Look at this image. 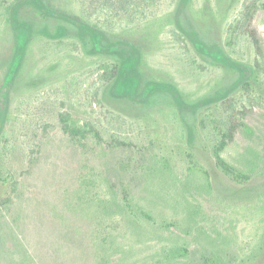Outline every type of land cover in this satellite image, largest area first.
Segmentation results:
<instances>
[{
  "label": "rangeland",
  "instance_id": "obj_1",
  "mask_svg": "<svg viewBox=\"0 0 264 264\" xmlns=\"http://www.w3.org/2000/svg\"><path fill=\"white\" fill-rule=\"evenodd\" d=\"M17 2L0 0V264H200L225 239L231 264H264V172L237 182L214 156L228 102L264 115V61L256 65L237 23L259 7L264 38V0H44L106 32L103 46L31 5L14 16ZM121 46L139 51L138 68L106 81ZM160 86L179 101L151 92ZM68 112L94 124L106 146L167 159L172 178L142 182L121 210L113 163L62 132ZM253 144L239 137L225 156L242 165ZM192 163L210 171L211 194L181 185ZM186 197L206 234L191 227Z\"/></svg>",
  "mask_w": 264,
  "mask_h": 264
},
{
  "label": "trees",
  "instance_id": "obj_2",
  "mask_svg": "<svg viewBox=\"0 0 264 264\" xmlns=\"http://www.w3.org/2000/svg\"><path fill=\"white\" fill-rule=\"evenodd\" d=\"M15 3L17 5L12 6L11 12L14 16L17 15L18 8L22 4L31 5L41 11L45 16H55L65 18L71 23L75 24L83 35L90 36L94 41V46L97 44L103 46V42L106 38V32L95 30L94 26L88 24L84 20H80L76 17L72 18L66 14L52 12L47 8L44 0H18ZM106 4L109 0H103ZM19 5V6H18ZM257 6L251 7L244 19L240 22L238 18L239 29L242 34H246L252 41L255 51L257 54V64L260 60L264 61V38L258 30L255 24L256 13L258 12ZM243 15V13H242ZM241 17V18H242ZM235 28V25H233ZM19 29V28H18ZM23 34V33H22ZM17 41L18 51L19 47L26 48L28 44L26 36L21 35ZM207 51H214L209 50ZM127 52V53H126ZM218 53V51H216ZM120 55L122 56L121 63L114 65L111 71V76L106 77V81H112L114 78L120 79L125 76L123 69L125 65H130L131 68L137 70L140 63V53L137 49H129L126 46H121ZM127 55H126V54ZM124 55V56H123ZM21 62V58L18 57L17 61ZM18 63V64H19ZM17 64V65H18ZM17 67L14 71H17ZM246 70L243 68V73ZM157 90H166L173 94L175 99L179 101V95L175 88L171 86H160L158 88H151V92L154 93ZM150 92V91H149ZM231 106L229 111L227 105L225 109L227 116L224 118V126L218 128L214 144V156L217 166L230 178L237 182H248L259 172H264V115L258 113L253 108H239L234 101L228 102ZM233 110V111H232ZM61 130L66 134L77 146L87 147L91 146L97 148V155L101 158L106 157L104 162L109 164L111 161L114 165V170L120 176L122 180V187H117L113 182L111 183V189L113 196L111 198L112 203L117 205L121 210L128 211L132 203L131 194L136 190L142 182H149L150 178H158L160 180H167L172 178L173 169L167 159L158 157L157 155L145 156L140 150H135L129 144L126 143H114L113 145L106 146L103 143V137L98 128L90 123L83 121L72 113H64L60 116ZM239 137L251 141L253 147H250V153L246 157V162L242 165L231 162L226 156L225 152L237 143ZM130 148H124V147ZM131 167L130 170L128 169ZM108 178V177H107ZM174 181V179H173ZM110 182V181H109ZM184 187L195 186L197 191L211 194L212 192V175L210 171L200 164H190L183 174V178L180 181ZM129 195V196H128ZM186 201L189 203V216L192 222V228L197 234L204 235L208 231L203 218L200 217V212L195 205H193L188 198ZM130 202V203H129ZM216 242V240H215ZM231 245V246H230ZM232 247V243L228 242L227 239L223 240L222 244L216 248L214 253H211L210 259L203 260L200 264H224L227 258L229 261L227 264H231L234 259V254L227 253Z\"/></svg>",
  "mask_w": 264,
  "mask_h": 264
}]
</instances>
